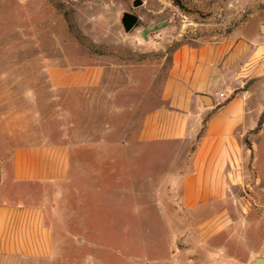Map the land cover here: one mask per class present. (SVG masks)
Here are the masks:
<instances>
[{"label": "rangeland", "instance_id": "rangeland-1", "mask_svg": "<svg viewBox=\"0 0 264 264\" xmlns=\"http://www.w3.org/2000/svg\"><path fill=\"white\" fill-rule=\"evenodd\" d=\"M134 1L0 0V121L38 106L50 139L72 147L74 188H65L60 205L56 264L264 258V0H141L133 8ZM125 12L138 17L129 33ZM239 39L261 47L254 77L236 89L249 111L241 182L217 206L186 210L170 178L190 146H143L135 135L159 105L174 50ZM92 65L104 73L97 89L46 85L47 67ZM210 216L217 218L205 223Z\"/></svg>", "mask_w": 264, "mask_h": 264}, {"label": "crops", "instance_id": "crops-1", "mask_svg": "<svg viewBox=\"0 0 264 264\" xmlns=\"http://www.w3.org/2000/svg\"><path fill=\"white\" fill-rule=\"evenodd\" d=\"M257 43L180 46L171 54L159 105L142 116L136 143L190 146L170 178L186 210L217 206L241 182V131L249 111L236 89L243 78L254 77ZM103 74L98 65L84 71L47 67L45 80L53 90L97 89ZM37 107L0 121V264H56L63 246L57 223L65 188L73 187L72 147L65 139H50Z\"/></svg>", "mask_w": 264, "mask_h": 264}, {"label": "water", "instance_id": "water-1", "mask_svg": "<svg viewBox=\"0 0 264 264\" xmlns=\"http://www.w3.org/2000/svg\"><path fill=\"white\" fill-rule=\"evenodd\" d=\"M132 5L133 8H137L142 5V1L135 0ZM137 23H138V17L135 14L131 12L123 13L121 17V25L125 33H129L132 29H134ZM262 31L264 32V29ZM250 264H264V258L256 257Z\"/></svg>", "mask_w": 264, "mask_h": 264}, {"label": "built area", "instance_id": "built-area-1", "mask_svg": "<svg viewBox=\"0 0 264 264\" xmlns=\"http://www.w3.org/2000/svg\"><path fill=\"white\" fill-rule=\"evenodd\" d=\"M220 97H223V95H220Z\"/></svg>", "mask_w": 264, "mask_h": 264}, {"label": "bare ground", "instance_id": "bare-ground-1", "mask_svg": "<svg viewBox=\"0 0 264 264\" xmlns=\"http://www.w3.org/2000/svg\"><path fill=\"white\" fill-rule=\"evenodd\" d=\"M264 29V27H262V30Z\"/></svg>", "mask_w": 264, "mask_h": 264}]
</instances>
